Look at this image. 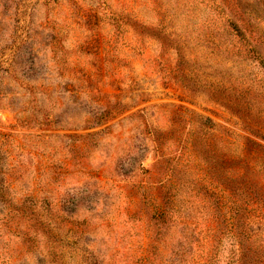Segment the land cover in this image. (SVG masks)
I'll use <instances>...</instances> for the list:
<instances>
[{
  "label": "rangeland",
  "instance_id": "rangeland-1",
  "mask_svg": "<svg viewBox=\"0 0 264 264\" xmlns=\"http://www.w3.org/2000/svg\"><path fill=\"white\" fill-rule=\"evenodd\" d=\"M207 15L197 6L191 17L177 0H0V50L16 49L0 83V151L17 199H47L59 214L56 264H180V246L185 264H223L229 246L216 249L209 197L191 187L202 168L191 160L168 204L147 139L180 107L187 120L213 122L214 135L228 128L234 153L264 128L263 70L232 61L217 45L224 34L202 26ZM105 110L119 117L94 128ZM152 199L174 208L177 224L162 231ZM40 259L29 264H55Z\"/></svg>",
  "mask_w": 264,
  "mask_h": 264
},
{
  "label": "trees",
  "instance_id": "trees-1",
  "mask_svg": "<svg viewBox=\"0 0 264 264\" xmlns=\"http://www.w3.org/2000/svg\"><path fill=\"white\" fill-rule=\"evenodd\" d=\"M177 4L178 9L190 11L191 17L197 13V6L202 7L208 12L202 26L224 34L225 40L217 45L227 51L226 55L232 61L240 59L241 63L251 60L264 73V0H198L192 5L189 0H177ZM165 40L168 41V37ZM6 51L8 57H5L4 50H0V83L14 72L10 66L16 49L12 46ZM16 83L21 84V81L17 79ZM217 89L214 84L212 97ZM105 111L99 115L94 128L112 123L119 117V114ZM141 112L137 111L127 119ZM187 113L189 110L183 107L176 108L170 114L166 130L150 125L147 134L152 151L157 155L152 169L161 175L160 186L166 202L171 204L174 201L180 186L185 184L182 175L189 171L187 167L191 166V160L194 161L202 170L197 173L200 184L191 187L197 195L200 194L198 190L203 191L200 198L209 197L204 216H209L213 223L212 238L216 249L223 251L225 244L229 246L223 264H264V128L253 127L250 135L241 136V152L234 153L230 148L233 139L227 137L228 128L224 127L214 135L216 126L213 122L187 120ZM96 134L99 133L88 136ZM194 169L190 167V171L196 172ZM13 181L6 153L0 151V230L3 231L0 264H29L37 258L42 261L54 258L56 264L59 250L52 240L56 228L55 220H52L53 215L59 214L50 210L47 199L37 202L32 196L18 200ZM39 203L47 211L45 217L36 212ZM29 204L28 208L21 207ZM151 205L156 225L162 231H165L164 226L170 229L171 225L177 224L174 208H165L169 210L167 212L153 199ZM168 216L172 224H168ZM179 218L178 223L183 221ZM196 227L197 224L192 231ZM205 229L208 232V228ZM157 234V240L163 239V233ZM179 248V262L185 264L186 252H183V246ZM46 263L51 264L47 260Z\"/></svg>",
  "mask_w": 264,
  "mask_h": 264
}]
</instances>
